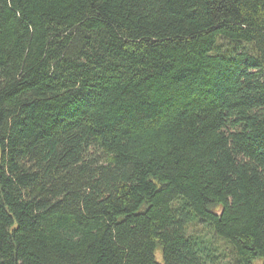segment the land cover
<instances>
[{
	"label": "trees",
	"instance_id": "trees-1",
	"mask_svg": "<svg viewBox=\"0 0 264 264\" xmlns=\"http://www.w3.org/2000/svg\"><path fill=\"white\" fill-rule=\"evenodd\" d=\"M264 264V0H0V264Z\"/></svg>",
	"mask_w": 264,
	"mask_h": 264
},
{
	"label": "rangeland",
	"instance_id": "rangeland-1",
	"mask_svg": "<svg viewBox=\"0 0 264 264\" xmlns=\"http://www.w3.org/2000/svg\"><path fill=\"white\" fill-rule=\"evenodd\" d=\"M187 234L200 238L211 250V255L215 258L214 264H231L229 247L216 238L209 227L194 220L188 227ZM156 262L162 264V256L159 251L156 253ZM254 264H262V260L254 261Z\"/></svg>",
	"mask_w": 264,
	"mask_h": 264
}]
</instances>
